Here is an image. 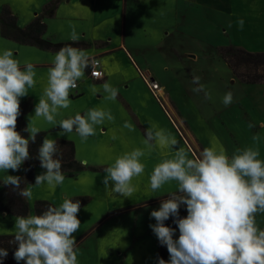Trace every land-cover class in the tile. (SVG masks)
<instances>
[{
	"label": "rangeland",
	"instance_id": "1",
	"mask_svg": "<svg viewBox=\"0 0 264 264\" xmlns=\"http://www.w3.org/2000/svg\"><path fill=\"white\" fill-rule=\"evenodd\" d=\"M53 1L58 11L45 21L48 30L43 36L52 43L65 41L73 29L80 38L84 34L85 40H112L107 46L110 49H119L124 42L126 51L116 50L105 61L114 69L109 83L124 92L136 108V123L119 104L99 102V88L82 82L83 77L78 82L84 94L69 97L71 105L60 110L57 121L92 108L110 111L114 119L102 124L109 123L113 130L108 134L113 136H101V124L86 141L75 131L63 136L59 130L48 131L53 125L35 117L34 109L44 96L50 68L34 67L36 83L20 98V103L33 99V108L24 115L26 127L46 131L44 137L49 139H73L76 159L87 163L80 162L82 171L66 173L63 185L55 189L47 184L32 186L28 215H35L37 201L59 206L65 196L79 200L81 226L73 234L78 264H157V238L149 227L156 221L150 213L177 186L173 181L153 192L149 179L154 166L173 158L175 150L145 144L144 131L151 127L171 134L178 141L176 148H184L189 158L215 144L229 157L236 149L251 147L264 160V84L247 83L251 79L244 66L233 65L230 59L235 58H229L233 49L264 53V0H0V15L8 11L22 28L36 15L47 16L43 8ZM239 19L244 20L242 30ZM221 49H226V56ZM4 50H11L21 67L41 61L46 54L5 39L0 31V54ZM116 65L120 71H115ZM193 76L200 77L211 98L204 91L192 90L197 87ZM144 78L158 85L157 99ZM229 91L233 102L225 106L222 98ZM135 149L143 151L140 161L145 165L144 173L132 180L135 191L128 198L110 195L102 182L104 169ZM24 169L25 162L19 171L7 174L20 176ZM43 171L35 166L26 183L33 185L35 176ZM5 175L0 172V191ZM15 218L0 214V235H14ZM256 223L264 227V213L256 215Z\"/></svg>",
	"mask_w": 264,
	"mask_h": 264
},
{
	"label": "clouds",
	"instance_id": "2",
	"mask_svg": "<svg viewBox=\"0 0 264 264\" xmlns=\"http://www.w3.org/2000/svg\"><path fill=\"white\" fill-rule=\"evenodd\" d=\"M237 24L242 30L244 20L239 19ZM79 38L73 29L69 39L77 41ZM90 63L99 64L83 50L62 47L48 71L44 96L34 109L35 117H43L49 124L59 126L60 135L75 131L84 141L96 134V126L105 119H114L110 111L92 108L83 115L77 113L59 121L56 116L61 109L70 107V92L77 88ZM115 71H120L119 65ZM93 75L100 77L102 73L94 71ZM35 76L34 66L29 63L21 67L11 50L0 54V172L6 173L2 184L11 186L26 199H31L32 186L47 184L55 189L63 185L66 178L58 158V144L47 137L43 138L36 157L44 171L35 176L33 185H28L21 176L7 174L9 170L19 171L31 158L29 145L35 143L41 132L29 124L24 129L27 138L16 131L20 98L34 87ZM193 83L197 85L192 89L194 92L204 91L211 98L199 76H193ZM102 89L105 99H116L117 88L105 82ZM232 102L233 94L226 92L222 103L228 106ZM145 137V144L150 147L175 150L173 158L162 159L154 166L149 179L153 192L173 181L177 186L175 192L160 202L159 209L150 213L156 223L149 227L169 254L167 261L158 258L157 264H264V229L256 223V215L264 213V160L258 158L259 151L251 147L236 149L229 157L214 144L189 158L184 148H176V138L164 130L149 127ZM143 155V151L135 149L104 169L106 175L102 182L110 195L128 198L133 194V178L145 171L140 161ZM21 183L26 186L20 188ZM182 205L186 207L185 217H179ZM80 207L79 200L74 202L65 196L59 206H49L39 215L17 216L13 241L17 264L21 261L24 264H78L77 241L73 234L81 226L77 218ZM170 216L179 230L176 239L173 238L176 229L164 223ZM7 255V249L0 248V264Z\"/></svg>",
	"mask_w": 264,
	"mask_h": 264
},
{
	"label": "trees",
	"instance_id": "3",
	"mask_svg": "<svg viewBox=\"0 0 264 264\" xmlns=\"http://www.w3.org/2000/svg\"><path fill=\"white\" fill-rule=\"evenodd\" d=\"M55 8L56 3L55 1H53L49 6L44 7V12L48 16H51L54 13ZM0 31L2 37L5 39L15 41L25 46L37 47L42 50L59 51L62 47L65 46H74V43H52L51 41L42 38V35L45 31V26L41 18H36L24 29L19 28L16 24L15 17H13L8 11H5L2 15H0ZM221 51L225 52L226 49H221ZM224 55L226 56V52ZM229 55V58H235V61L234 59H230V62L233 65L238 64L239 66H244V71L248 73V76L251 79L248 80V82L246 81L247 83H255L257 81L264 84V53L252 54L246 51L233 49V51H231ZM225 61L227 60L225 59ZM31 109L32 102L29 99L23 100L20 103V115L17 118L16 131L19 132L25 138H27L28 134L24 131L25 125L23 122V117ZM43 138L44 133H39L37 134L35 143H30L29 145V153L31 158L25 161L24 172L22 175H20L24 178L25 181H31L33 175V168L35 166L40 165V162L36 157L38 155V149L42 143ZM57 144L59 149L63 146H67L69 148V153L63 155L58 154V158L62 161V170L64 174H72L74 172L76 173L82 171L84 169V166L80 162H77L75 160L73 145L70 142L64 141L61 143L57 142ZM24 185V183H21L20 188H24ZM10 191H12L13 193ZM167 198L168 197H165L164 199ZM49 206L53 205L46 201H37L34 207V214H41ZM2 213L14 217L27 216L29 213V207L26 198L20 196L18 192L13 190L11 186L3 185V189L0 191V214ZM186 215V207L182 205L179 210V217H185ZM173 219L174 218L170 216L169 219L166 220L164 223L165 226L176 229L175 234L173 236V238L176 239L179 236V230L176 224L173 222ZM7 239L14 243V237H7ZM156 249L157 260L158 258L164 259L165 261L169 259V254L167 252L166 246L161 245L158 239L156 243Z\"/></svg>",
	"mask_w": 264,
	"mask_h": 264
},
{
	"label": "crops",
	"instance_id": "4",
	"mask_svg": "<svg viewBox=\"0 0 264 264\" xmlns=\"http://www.w3.org/2000/svg\"><path fill=\"white\" fill-rule=\"evenodd\" d=\"M57 9H58V7L56 6L55 11H54V13L51 16H48V15L44 16L42 14V16L36 15L34 17L33 20H35L36 18H41L42 22L44 23L45 31H44V33L42 35V38H44L43 36L48 30V25H47V22L45 23V21L47 19H49V18L56 17V14H57V11H58ZM44 10L45 9L43 8V13H44ZM31 22L25 24V26H28ZM25 26H23V27H25ZM23 27H22V29H24ZM83 36H84V34H82L81 38H79V40H77V41H72V40H70L68 38L65 41H61V42L59 41L57 43H69V42L70 43H74V46H72V47L80 49V50H83L90 57V59H96V60L99 61L100 68H101V70L104 73V78L101 79V80H97V81L91 79L89 77V75H88V73H89V68H88V69L85 70V75H84V78H83L82 82H84V83L91 82L93 85H95L94 87H98L99 89H98V92H97L98 95L96 96V99L99 102H102V101L104 102V101H106L108 99H105L106 93H103L102 85L105 82L109 83V78L111 76V75H109V72L112 73V70H114L112 67H110L108 62L105 61V59H106V57L112 55L113 52H115L116 50L122 49V50L126 51V47H125L124 42L122 41V43L119 45V49H110V48H107L108 44L112 41L110 39H109L108 42L107 41L103 42V41H101L99 39H95V40L94 39H92V40L88 39V40H85V37H83ZM44 39H46V38H44ZM28 47H30L31 49H33V48L37 49L38 51L43 53V55H44V53H46L41 61L32 62L30 64H32L34 67H40V68L41 67H43V68L52 67L54 59H55V55H56V53L58 51L42 50V49H39V48L33 47V46H28ZM128 57L131 58L130 54L128 55ZM83 94H84V92L80 89L79 82H78L77 88L71 90L70 97L80 98ZM124 94H125L124 92L118 91V95H117L116 99L115 100H111V101H113L115 104H119L123 108V110H126L127 113H128V116H131V119L134 120L135 123H136V108H134V107H132L130 105V102H129L130 100ZM29 100L31 102L33 101V99H29ZM32 108H33V106H32ZM24 120L25 119L23 117V122H24V125H25V128H26V124H25ZM52 130H59L60 131V128H59V126H56V127L53 126L48 131H52ZM112 130H113L112 127L109 126L108 122H106V125L101 124L99 126V130L98 131H99L101 136L105 137V136H113V135H109L108 134L109 131L111 133ZM40 133H44V135H46V131H41ZM144 133H145V131H144ZM55 140H56V142H60V143L63 142V141L64 142H70L73 145V148H74V158H75V160L77 162H81V161L77 160L76 157H75L77 149H76V145H75L73 139H71L69 137H66V138L57 137ZM59 150H60L59 151L60 155L69 153V148L67 146H63ZM26 201H27V199H26ZM27 204H28V201H27ZM28 207H29V204H28ZM3 215H5V213H3ZM261 229H264V227L261 228ZM7 237H14V235H0V248H5V249H7V252H8L7 257L3 258L2 264H17V261H15V259L13 257V253H14V251L16 249V244H14L11 241H9L7 239ZM19 264H24V262L21 261V262H19Z\"/></svg>",
	"mask_w": 264,
	"mask_h": 264
},
{
	"label": "built area",
	"instance_id": "5",
	"mask_svg": "<svg viewBox=\"0 0 264 264\" xmlns=\"http://www.w3.org/2000/svg\"><path fill=\"white\" fill-rule=\"evenodd\" d=\"M91 60H95V61H98L96 59H91ZM99 62V61H98ZM94 71H99L102 73V75L100 77H96L93 75V72ZM89 77L95 81L97 80H101L104 78V73L103 71L101 70L100 68V63L97 65V64H91L90 63V66H89V73H88ZM144 81L146 82V85L148 86L149 90L152 92V94L156 97L157 99V96H156V90L158 89V85L156 83H153L151 81H147L146 79H144Z\"/></svg>",
	"mask_w": 264,
	"mask_h": 264
}]
</instances>
